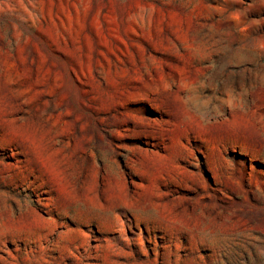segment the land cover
<instances>
[{"label": "rangeland", "instance_id": "obj_1", "mask_svg": "<svg viewBox=\"0 0 264 264\" xmlns=\"http://www.w3.org/2000/svg\"><path fill=\"white\" fill-rule=\"evenodd\" d=\"M0 264H264V0H0Z\"/></svg>", "mask_w": 264, "mask_h": 264}]
</instances>
